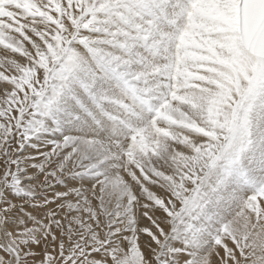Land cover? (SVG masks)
<instances>
[{
    "label": "snow or ice",
    "instance_id": "snow-or-ice-1",
    "mask_svg": "<svg viewBox=\"0 0 264 264\" xmlns=\"http://www.w3.org/2000/svg\"><path fill=\"white\" fill-rule=\"evenodd\" d=\"M0 264H264V0H0Z\"/></svg>",
    "mask_w": 264,
    "mask_h": 264
}]
</instances>
